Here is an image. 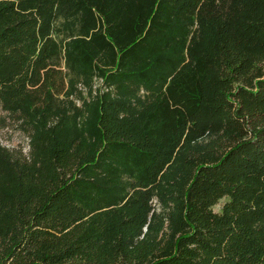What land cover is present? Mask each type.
Listing matches in <instances>:
<instances>
[{"label": "trees", "instance_id": "1", "mask_svg": "<svg viewBox=\"0 0 264 264\" xmlns=\"http://www.w3.org/2000/svg\"><path fill=\"white\" fill-rule=\"evenodd\" d=\"M0 109V264H264V0H0Z\"/></svg>", "mask_w": 264, "mask_h": 264}, {"label": "rangeland", "instance_id": "2", "mask_svg": "<svg viewBox=\"0 0 264 264\" xmlns=\"http://www.w3.org/2000/svg\"><path fill=\"white\" fill-rule=\"evenodd\" d=\"M53 38L63 51L65 39L61 35H54ZM62 71L65 76L66 84L70 85L72 82L71 75L64 64L62 65ZM103 95H108L112 98L118 97V93L114 88L106 86L102 79L94 77L89 88H86L81 83H74L73 88L68 92V94L61 96L60 99L62 100L63 105L68 108L70 116L73 118L76 117L78 121H82L86 116L84 103L90 104L94 100L100 99ZM145 95L146 94L142 90H139L137 97L143 99ZM0 145L8 149H21L23 154H27L28 151V139L21 132L16 130L11 119L1 109ZM224 202L225 200L219 201V203L213 208V211L219 213ZM153 209L158 210V206L155 202H153Z\"/></svg>", "mask_w": 264, "mask_h": 264}]
</instances>
